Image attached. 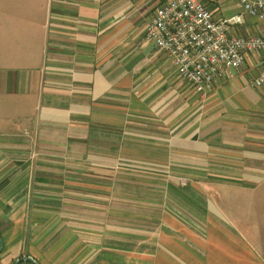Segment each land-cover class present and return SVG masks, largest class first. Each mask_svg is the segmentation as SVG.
Masks as SVG:
<instances>
[{
  "label": "crops",
  "instance_id": "0c3cea01",
  "mask_svg": "<svg viewBox=\"0 0 264 264\" xmlns=\"http://www.w3.org/2000/svg\"><path fill=\"white\" fill-rule=\"evenodd\" d=\"M165 1L0 0V264H264V85L195 94L143 37Z\"/></svg>",
  "mask_w": 264,
  "mask_h": 264
},
{
  "label": "built area",
  "instance_id": "2783aa9c",
  "mask_svg": "<svg viewBox=\"0 0 264 264\" xmlns=\"http://www.w3.org/2000/svg\"><path fill=\"white\" fill-rule=\"evenodd\" d=\"M230 1L241 12L221 19L202 0H166L144 25L145 41L197 95L209 93L215 78H232L248 63L262 64L249 85H264V0ZM249 18L258 24V33L233 32Z\"/></svg>",
  "mask_w": 264,
  "mask_h": 264
},
{
  "label": "rangeland",
  "instance_id": "374dc122",
  "mask_svg": "<svg viewBox=\"0 0 264 264\" xmlns=\"http://www.w3.org/2000/svg\"><path fill=\"white\" fill-rule=\"evenodd\" d=\"M226 5L225 3L221 6H224ZM159 7V6H158ZM219 11L222 13V12H226V10L224 8H220ZM219 12V13H220ZM232 13H227V15H231ZM260 63V62H259ZM252 66V65H251ZM262 67V64L259 65V66H252L253 70L257 69V71L259 70V68ZM74 173H71V174H65L67 177L66 178H59V179H51L49 180L50 184L51 185H54L56 187H59L61 186L63 183H65V188L64 190H62V192L64 194H66V196L68 197H71V198H83L85 201L83 200H78V201H75L74 203L72 204H68V208H73L74 206L78 205V208H82V209H90L91 208V205H90V200H91V197H111L110 196V193L109 191L106 189V186L105 185H101L100 183L98 184H93V183H90L93 180L95 181H103V180H100L96 177H91V176H87V174H82V176H79V174H75L76 177H77V181H75V175H73ZM35 176V175H34ZM80 178H82L81 180L83 182H86L87 184L84 186L86 187L84 189V187H80L81 185L79 184H76V182H79ZM34 179H38L37 176L34 177ZM36 190L40 189V188H37V186H35ZM106 189V190H105ZM35 189H33V192H34V195H37L35 192H36ZM54 191H59L58 188L55 189ZM28 196H31L30 194ZM116 196V195H115ZM114 197V206L115 208H119L121 209V207L123 205H121V203H119V197ZM69 199V198H68ZM100 201V199H99ZM80 206V207H79ZM131 207L130 208H133V207H136V206H133V205H130ZM74 209V208H73ZM131 219V217H130ZM133 219H131L130 223L133 224L134 222L132 221ZM135 221V220H134ZM135 225H136V221H135ZM132 228H135V227H132Z\"/></svg>",
  "mask_w": 264,
  "mask_h": 264
},
{
  "label": "water",
  "instance_id": "95a60500",
  "mask_svg": "<svg viewBox=\"0 0 264 264\" xmlns=\"http://www.w3.org/2000/svg\"><path fill=\"white\" fill-rule=\"evenodd\" d=\"M29 260V259H28ZM30 261V260H29Z\"/></svg>",
  "mask_w": 264,
  "mask_h": 264
}]
</instances>
